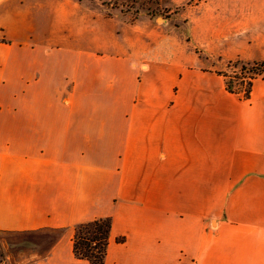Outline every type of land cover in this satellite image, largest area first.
Listing matches in <instances>:
<instances>
[{"label": "crops", "instance_id": "1", "mask_svg": "<svg viewBox=\"0 0 264 264\" xmlns=\"http://www.w3.org/2000/svg\"><path fill=\"white\" fill-rule=\"evenodd\" d=\"M81 7L0 0V234L61 232L19 264H91L74 228L108 216L105 264H264V80L243 99L203 57ZM95 38L108 53L60 68L59 44ZM249 45L264 60V29Z\"/></svg>", "mask_w": 264, "mask_h": 264}, {"label": "rangeland", "instance_id": "2", "mask_svg": "<svg viewBox=\"0 0 264 264\" xmlns=\"http://www.w3.org/2000/svg\"><path fill=\"white\" fill-rule=\"evenodd\" d=\"M84 9L91 10L94 19L98 16L120 18L131 23H137L140 32L150 30L161 50H181L188 55L189 63H195L198 57L208 62L209 68L215 71L231 72L230 60H253L256 52L249 43L259 39L264 29V0H76ZM104 27V26H103ZM105 28V27H104ZM103 28V29H104ZM221 31V40L230 39L233 44L224 47L215 43L212 31ZM198 38L212 45V54L203 53V49H195L191 41ZM221 41L220 43H224ZM210 43V44H209ZM219 43V42H218ZM247 44V45H245ZM210 45V46H211ZM92 51L93 55H105L99 47L97 38L91 43L77 42L75 44L61 43L60 68H68L69 52ZM93 56L94 58L98 56ZM240 56V57H239ZM242 56V57H241ZM78 61V55L75 56ZM224 81V78L221 76ZM259 80H262L259 78ZM225 82V81H224ZM60 231H40L32 233L0 234V262L6 255L19 264L26 256L38 253L44 255L53 244ZM3 257V258H2ZM7 264H11L8 263Z\"/></svg>", "mask_w": 264, "mask_h": 264}, {"label": "trees", "instance_id": "3", "mask_svg": "<svg viewBox=\"0 0 264 264\" xmlns=\"http://www.w3.org/2000/svg\"><path fill=\"white\" fill-rule=\"evenodd\" d=\"M228 66L231 72L217 71V74L224 78L226 90L243 99H249L255 81L259 78L264 80V60L247 62L236 59L230 60ZM111 229L112 219L109 216L76 226L72 237L75 255L91 264H105ZM119 241H123V238Z\"/></svg>", "mask_w": 264, "mask_h": 264}]
</instances>
